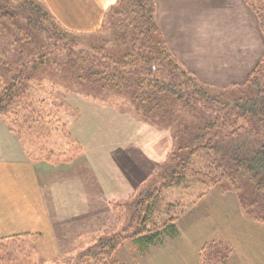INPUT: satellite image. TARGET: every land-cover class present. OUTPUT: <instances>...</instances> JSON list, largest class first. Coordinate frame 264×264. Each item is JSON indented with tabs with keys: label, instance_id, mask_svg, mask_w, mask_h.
<instances>
[{
	"label": "trees",
	"instance_id": "1",
	"mask_svg": "<svg viewBox=\"0 0 264 264\" xmlns=\"http://www.w3.org/2000/svg\"><path fill=\"white\" fill-rule=\"evenodd\" d=\"M252 3L264 35V0ZM98 31L105 36L87 44L41 2L0 0V119L31 160L66 162L84 151L75 144L56 150L24 142L26 132L46 142L56 133L61 119L45 118L46 97L36 96L45 85L59 86L57 78L89 96L98 90L124 95L137 114L172 135L169 160L158 167L157 183L134 194L128 223L101 236L72 264H118L128 240L145 252L176 236L177 221L211 185L233 192L245 215L264 224V55L244 83L217 88L199 81L170 51L154 0H116ZM199 184L205 190L187 206L182 192ZM172 188L180 190L175 199L164 196ZM32 241L0 238V264H42L32 259ZM232 253L231 244L214 240L201 248V263H227Z\"/></svg>",
	"mask_w": 264,
	"mask_h": 264
},
{
	"label": "crops",
	"instance_id": "2",
	"mask_svg": "<svg viewBox=\"0 0 264 264\" xmlns=\"http://www.w3.org/2000/svg\"><path fill=\"white\" fill-rule=\"evenodd\" d=\"M86 1L49 0L61 19L69 8L84 10ZM154 1L169 49L183 40L180 34L187 33L177 18H198L197 41L203 24H210L209 39L204 43L210 48L211 63L201 73L209 85L224 88L244 83L263 57L264 35L252 0ZM115 2L103 0L101 15ZM217 48L225 51L219 63L213 60ZM82 102L79 98L73 105L79 114L69 120V129L85 152L71 162L33 161L17 138L0 127V238L28 236L34 241L35 256L50 262L62 253L59 227L69 224L70 215H78L86 193L97 192L96 201L104 203L105 198L122 205L131 202L141 188L142 158L145 167L157 174L173 147L169 133L147 120L125 116L128 113L101 103L104 101H96L97 105ZM216 191L177 221V239L152 264H202L200 250L214 240L228 242L233 248L229 261L219 264H264V224L245 215L233 192ZM88 212L81 215L88 216Z\"/></svg>",
	"mask_w": 264,
	"mask_h": 264
},
{
	"label": "rangeland",
	"instance_id": "3",
	"mask_svg": "<svg viewBox=\"0 0 264 264\" xmlns=\"http://www.w3.org/2000/svg\"><path fill=\"white\" fill-rule=\"evenodd\" d=\"M37 1L41 2L53 16L57 17V19L61 22V25L67 32L76 36L83 37L85 43L88 44L93 41L98 42L105 36V32H101L96 29L100 25V22L103 24V22L105 21V16L107 15V11L109 10H105V13L103 11L104 15H101L102 10L100 8L102 7L101 3L103 2V0H87L84 4V10H74L75 7L69 8V10L66 11V16L64 19L58 17V12L54 10L49 0ZM177 19L178 24H180L183 27L182 29H185L187 33L180 34L183 40L179 43H172V48H170V51L180 60L183 67L187 71L193 74L202 83L206 84L207 82L205 81L201 73L211 63L210 48L209 46L206 48V44L204 43L209 39V34L211 32L210 24H203L200 29L202 33L199 34L200 41H197L195 39V29L197 28L196 23L198 18L190 16ZM104 26L106 30L107 25ZM220 37H222V34H219V38ZM224 53V50L217 48L215 50V57L213 60H216V62L219 63L222 60V56ZM56 82L61 87H59L58 85L53 87L45 85L44 87H42L43 89L39 91L37 90L38 94L36 97H46V100L43 103L44 110L46 112L43 113L45 115V118H49V116L50 118L54 117L56 118V123H58L57 118H60L61 123L59 126H57L56 133H53V136L47 142L42 136V138L37 137L38 135H35V137H33L27 132L24 133V142L26 143V145H30V147L33 145H44L47 143V148L55 146L57 148L56 150H59L56 145H58L59 147L62 146L63 148H70L71 144H75L73 145L74 147L82 146L84 153V146L81 145L80 141L72 135L69 129V120L75 118L79 114V111L73 107V105H75L77 99L79 98L84 100V102L82 103H88L89 105H97V102L104 101L101 103H104L106 104V106L112 108H119L123 112L128 113L124 114L125 116L129 117L131 115V117H136L141 121L146 120L143 116H140L134 111L131 103L124 95H118L117 93H114L112 91L106 92L98 90L93 91L94 94H92V96H89L86 90L83 91L78 87H72V85L69 86V84L63 81L62 78H57ZM207 85H209V83H207ZM62 87H64L65 89ZM53 88L57 89L58 91L56 92ZM81 96H83L84 99ZM79 110L81 111V108ZM54 118L52 120H54ZM64 124L65 127H63ZM0 127H3V129L7 128L6 130H9L10 135L17 138L19 144L22 146L18 136L10 130L8 122L5 118L0 119ZM158 128L161 131L169 133L171 143L173 144L171 132L168 129L162 127ZM56 152L57 151H55V153ZM55 158L56 157L54 156L52 159L54 160ZM76 158H74L73 160H75ZM204 161L205 157L198 158L195 169L199 168L204 163ZM145 162L146 159L142 158V161L139 163L142 165V167H139L138 180L139 184H141V188H139V190H143L147 187L146 185H151L152 183H154L158 177L157 174H155L154 171L151 170L148 166L145 167ZM60 163L64 162H59L56 164ZM151 171L153 172L150 174ZM143 174H145V176ZM155 183H157V181ZM204 190L205 186L199 184L191 190H186L184 192L181 191L183 193L184 199L187 202V206L190 204V202L195 201L198 196L203 193ZM216 190H219L218 186L211 185L210 189L201 199H203L212 191L217 192ZM179 192L180 190L176 188L167 189L164 191V196L175 199L178 196ZM99 194V196L101 197L104 195L106 197V194ZM89 196H92L93 199H90ZM65 199L67 198L65 197ZM96 199H98L97 192H90L85 194V200L83 199L82 202H80L82 208L77 211L78 215H70L69 217L71 218L69 219V224L59 227L61 229V231L59 232L62 250L61 256L54 262H50L41 258L43 260L42 264H72L75 259L81 254V252H83L91 245L95 244L101 236L107 233H111L112 231H118L128 223L131 207L130 204L132 201H127L125 205H122L120 202H117L115 200H108V198H105V203L102 201H96ZM201 199H199V201ZM69 200L71 204L74 202L70 198ZM87 211H89L87 213L88 216L81 215L82 213L84 214ZM177 235L174 237L165 236V239L162 243L149 247L145 252H142L133 241L128 240L119 249L116 260L118 264H152L153 259L156 260L157 256L162 254L163 250L167 249V244L177 239ZM32 243H34V241H32ZM32 259H38V257L34 256Z\"/></svg>",
	"mask_w": 264,
	"mask_h": 264
}]
</instances>
